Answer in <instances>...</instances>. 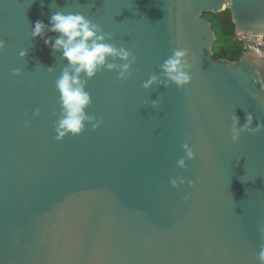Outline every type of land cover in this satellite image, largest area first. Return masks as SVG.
<instances>
[{
  "label": "water",
  "instance_id": "obj_1",
  "mask_svg": "<svg viewBox=\"0 0 264 264\" xmlns=\"http://www.w3.org/2000/svg\"><path fill=\"white\" fill-rule=\"evenodd\" d=\"M227 9L236 32L264 33V0H0V264H259L264 128L238 143L232 128L249 113L264 125V61L213 58L202 15ZM57 11L83 14L136 58L127 81L88 82V115L103 123L63 142L66 61L32 37ZM174 49L189 53L190 83L146 91Z\"/></svg>",
  "mask_w": 264,
  "mask_h": 264
},
{
  "label": "clouds",
  "instance_id": "obj_2",
  "mask_svg": "<svg viewBox=\"0 0 264 264\" xmlns=\"http://www.w3.org/2000/svg\"><path fill=\"white\" fill-rule=\"evenodd\" d=\"M47 32L57 34L54 39L46 36ZM33 38H43L53 55L60 53L66 61L62 73L55 81V87L59 93L61 107L59 118L55 124L56 139L63 142L67 137H77L86 131L91 125L92 130L99 129L102 120L97 121L95 116L88 115V109L93 101L91 94L87 91L88 82L93 80L103 71L118 73V79L125 82L132 76V66L136 64L133 53L125 47H116L110 43L112 35L105 33L98 25L91 22L83 14L67 13L57 11L50 16V24L43 21H36L32 30ZM4 47L0 42V49ZM27 51L20 53L21 59L27 57ZM189 53L185 49H174L172 54L162 63L160 76L153 74L143 83L146 91H151L157 86L168 87L175 85L183 88L191 81V63L188 60ZM54 71V68H48ZM19 76V71H14ZM152 108L159 106L158 100L145 102ZM39 111L36 112L38 116ZM254 118L249 113L245 125L241 126L239 119L234 116L232 128L233 143H238L242 132L254 134L264 128L262 124L253 127ZM188 159H194V153L188 144H183ZM178 166L186 167L185 159L178 161ZM183 183V181H181ZM173 187H177L175 180ZM261 239H264V225L259 229ZM259 264H264V245L261 246L258 254Z\"/></svg>",
  "mask_w": 264,
  "mask_h": 264
},
{
  "label": "trees",
  "instance_id": "obj_3",
  "mask_svg": "<svg viewBox=\"0 0 264 264\" xmlns=\"http://www.w3.org/2000/svg\"><path fill=\"white\" fill-rule=\"evenodd\" d=\"M203 19L211 24L216 36V43L212 49L215 60H228L238 62L243 51L234 41L236 26L229 9L222 13H204Z\"/></svg>",
  "mask_w": 264,
  "mask_h": 264
},
{
  "label": "built area",
  "instance_id": "obj_4",
  "mask_svg": "<svg viewBox=\"0 0 264 264\" xmlns=\"http://www.w3.org/2000/svg\"><path fill=\"white\" fill-rule=\"evenodd\" d=\"M234 41L243 53L253 52L264 59V33H239L235 32Z\"/></svg>",
  "mask_w": 264,
  "mask_h": 264
},
{
  "label": "bare ground",
  "instance_id": "obj_5",
  "mask_svg": "<svg viewBox=\"0 0 264 264\" xmlns=\"http://www.w3.org/2000/svg\"><path fill=\"white\" fill-rule=\"evenodd\" d=\"M255 55H257L260 59L264 61V59L259 54H255Z\"/></svg>",
  "mask_w": 264,
  "mask_h": 264
}]
</instances>
